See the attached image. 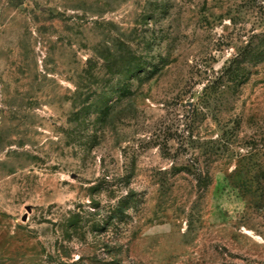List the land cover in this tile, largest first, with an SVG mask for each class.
Instances as JSON below:
<instances>
[{"label":"rangeland","instance_id":"1","mask_svg":"<svg viewBox=\"0 0 264 264\" xmlns=\"http://www.w3.org/2000/svg\"><path fill=\"white\" fill-rule=\"evenodd\" d=\"M0 264H264V0H0Z\"/></svg>","mask_w":264,"mask_h":264}]
</instances>
